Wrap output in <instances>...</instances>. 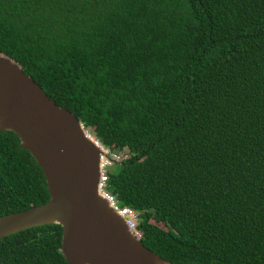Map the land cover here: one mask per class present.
<instances>
[{"label":"trees","instance_id":"trees-1","mask_svg":"<svg viewBox=\"0 0 264 264\" xmlns=\"http://www.w3.org/2000/svg\"><path fill=\"white\" fill-rule=\"evenodd\" d=\"M0 54L127 158L109 186L176 264H264V0H0ZM51 197L0 130V216ZM60 224L0 264H69Z\"/></svg>","mask_w":264,"mask_h":264},{"label":"water","instance_id":"water-1","mask_svg":"<svg viewBox=\"0 0 264 264\" xmlns=\"http://www.w3.org/2000/svg\"><path fill=\"white\" fill-rule=\"evenodd\" d=\"M0 130L19 135L51 194L45 203L0 216V238L56 223L63 227L62 253L69 264H176L146 247L98 194L100 150L77 116L1 54Z\"/></svg>","mask_w":264,"mask_h":264},{"label":"built area","instance_id":"built-area-1","mask_svg":"<svg viewBox=\"0 0 264 264\" xmlns=\"http://www.w3.org/2000/svg\"><path fill=\"white\" fill-rule=\"evenodd\" d=\"M82 123V122H81ZM82 127L85 133V136L91 139L95 145L100 150L99 156V170L100 177L98 183V194L106 199L109 203V206L121 216L127 223L130 230L133 232L134 236L138 239H142L143 232L139 227V220L141 212L130 205L122 204L115 193L112 192L109 186V179L112 168L121 163L128 156L120 149L110 148L107 145L103 144L98 138L94 136L92 131L89 128H86L82 123Z\"/></svg>","mask_w":264,"mask_h":264}]
</instances>
